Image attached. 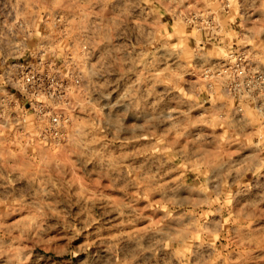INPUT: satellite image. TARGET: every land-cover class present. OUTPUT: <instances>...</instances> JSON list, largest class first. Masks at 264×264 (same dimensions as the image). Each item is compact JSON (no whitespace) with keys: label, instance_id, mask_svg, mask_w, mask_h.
Here are the masks:
<instances>
[{"label":"clouds","instance_id":"9594fccd","mask_svg":"<svg viewBox=\"0 0 264 264\" xmlns=\"http://www.w3.org/2000/svg\"><path fill=\"white\" fill-rule=\"evenodd\" d=\"M0 16V264H44L36 249L99 224L102 202L132 219L136 202L151 205L154 194L161 199L153 210L171 223L144 229L154 233L147 246L140 232L128 233L137 255L171 249L179 264H190L194 248H215L224 231L210 217L227 213L251 228L248 206L238 213L233 206L247 195L249 175L264 189V0H6ZM28 54L30 71L18 62ZM45 140L61 145L60 153ZM140 141L144 149L128 151ZM90 168L113 188H136L138 197L126 203L68 179ZM72 206L83 227L70 222ZM105 251L118 257L114 244ZM253 258L264 260L242 253L233 264ZM102 264H112L111 255ZM193 264L207 261L195 255Z\"/></svg>","mask_w":264,"mask_h":264},{"label":"rangeland","instance_id":"374dc122","mask_svg":"<svg viewBox=\"0 0 264 264\" xmlns=\"http://www.w3.org/2000/svg\"><path fill=\"white\" fill-rule=\"evenodd\" d=\"M6 0H0V9H3V5ZM117 5L119 0H116ZM114 5H109L108 10L110 11ZM147 8V6H144ZM3 21V16H0V23ZM162 23L165 25H172V17L164 16ZM43 29V25L41 26ZM171 31V29H167ZM194 41L192 44L194 45ZM211 48V45H208ZM159 54V53H158ZM19 63H24L25 67L30 71L33 67V58L30 54L26 55L22 61ZM11 63V62H10ZM62 63V62H59ZM46 72V70H45ZM46 78V77H45ZM164 85H158V89H163ZM6 91L10 95L16 97V101L20 103V106L25 111L32 110V104L23 97L21 93L17 91L16 88L11 85L6 86ZM122 94V90H118L113 93L114 101L119 99ZM175 103V102H173ZM206 108H210L211 105H205ZM197 115H203L202 110H197ZM202 127V126H201ZM210 132L211 129H208ZM223 130H220L222 133ZM39 143V141L37 142ZM147 142L140 141L136 142L134 146L130 145L128 151L139 152L144 149ZM13 151H16L14 145H9ZM44 147L48 148L52 153H60L61 145H57L55 142L49 144L48 141H44ZM36 149L32 150L34 154ZM142 159V157H138ZM175 175V174H174ZM139 177H133V179H138ZM69 180L77 179L83 183L91 185L90 191L95 192L99 190L98 194L105 196H111L114 199L125 200L126 203H132L135 198L138 197L139 192L136 188H132L127 192L121 190V187L113 188L109 181L100 179L99 169H91L87 176L82 175V170H78L74 176H69ZM196 180L194 174H188V182L192 183ZM256 178L249 175L243 181L245 186L251 185V187H245L247 195L243 198V202L237 207H234V212L238 213L241 208L247 205V211L253 213V218L251 222V228L245 226L244 222L229 221L227 213L223 216H214L209 218V225L212 226L213 221L222 220L224 224V231L221 234V238L216 241L215 248L209 247L207 244L201 248H194L195 255H201L207 261V264H233V258L241 255H245L248 259L251 257H264V189L257 187ZM261 182L264 183V178H261ZM2 183V182H0ZM5 191L0 188V192ZM152 204H149L147 199L138 200L135 207L138 209L137 216L132 219H127V217H120L118 213H113L110 208H106L103 205H98L95 209V214L99 219V224H94L90 229L85 231L75 240L69 242L67 238L61 241L60 246H49L46 248H37L36 252L38 255H43L45 257L44 264H79V260H83L86 257L89 259V264H102V261L109 255L112 257V264H115L117 258L120 260H127L130 264H166L168 260L172 261V264H179L173 256V251L171 249L159 248L154 254L152 252H147L142 255H137L134 250V243L130 241L127 237L128 233L140 232L144 236L143 243L147 246L153 242L152 232L144 233L143 230L149 228L150 225L161 223L162 226H167L171 223L170 220H164V212L162 209L153 210L152 205L160 203V197L156 194L153 195ZM258 204V208L252 207ZM2 211V210H0ZM72 211L74 213L73 217H70V222L75 223L77 227H83V218H76L75 213L80 211L79 206H72ZM179 212L190 211V209H180ZM13 220L19 219V216L15 213L12 216ZM127 220V222H126ZM61 231L67 235L71 234V229L63 227V221H60ZM239 228V232L237 229ZM248 233L247 236H244ZM113 237H119V240H112ZM241 237L244 239L254 240V244L251 246L245 245L241 247ZM103 241V242H102ZM115 245L117 255L106 252L105 250L109 245ZM79 253V257L72 255V253ZM135 256V259L133 257ZM149 257L146 261L144 257ZM190 262V264H193ZM249 264H264V260L251 259Z\"/></svg>","mask_w":264,"mask_h":264}]
</instances>
